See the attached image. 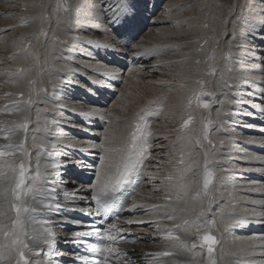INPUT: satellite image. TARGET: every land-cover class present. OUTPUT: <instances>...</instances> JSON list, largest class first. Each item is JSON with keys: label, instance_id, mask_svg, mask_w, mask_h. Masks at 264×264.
<instances>
[{"label": "bare ground", "instance_id": "bare-ground-1", "mask_svg": "<svg viewBox=\"0 0 264 264\" xmlns=\"http://www.w3.org/2000/svg\"><path fill=\"white\" fill-rule=\"evenodd\" d=\"M111 1H113L112 3L115 6L117 5V0ZM183 1L171 0L175 7H173L174 16H170L168 10L166 15H159L161 12L156 14L158 9L161 11V6L166 0H151L146 5L145 3L133 0L137 13L132 27H110L109 23L106 26L105 21L102 20L89 28L103 33V35L101 34L102 38L96 39L94 37L95 39L92 40L90 45L82 50L80 49L81 52L79 55L76 53L78 50L75 51V47L72 46L73 35H76L77 32L67 35L70 43L64 44L63 49L58 53L59 59L56 60L55 58V64L64 70L59 76L61 79L62 76L65 77L64 80L67 82L65 84L68 86L69 92H64V88L58 90H54L53 88L48 90L41 89L43 90L42 95L31 106L25 102L29 97L27 91L29 83L36 76L33 69L35 59L39 54H43L41 53L42 50L47 49V52H51L55 47L53 49L54 45L51 42L47 44L45 42L43 49L37 50L40 41L32 39L31 48L33 49L29 51L30 48L23 45L19 46L16 44L18 43L17 38H13L22 37L24 41L25 37L23 35L12 36V39H7L9 32L5 33L6 29L0 28V86L7 90V96L0 99V126L2 125L0 144L2 146L7 144L9 141H5L3 136L11 135V142L16 144L25 142L28 151L33 154L32 159L34 161L36 152V149L33 148L34 138L36 143L39 144L41 141L48 142L58 137L60 154L55 159L60 161L62 165L67 164V167H61L59 172L60 174L67 173L71 175L75 179L74 182L79 183L77 186L71 183L76 186L75 188H66L63 191H60L59 188V198L63 200L65 192L72 194L76 189H80L78 196H90V192L87 191V185L94 179L93 169L90 166L98 164L99 159L97 153L99 150L89 148V144L102 142L104 140V132L107 131L113 138L111 145L113 147L120 146L122 140L129 136L135 124L133 120L135 118L133 116L135 108L130 106L131 101L134 100L132 105H137L138 103L142 106L141 109H144L146 106H149V101H160L162 104L165 98V105L160 107L159 115H154L156 118L150 117V115L146 117L147 120L153 118L151 121L154 122L151 123L152 125L150 124L151 126L149 125L152 132V136L148 138L151 141L149 148L150 155L143 166L142 173L133 178V182L136 185L135 195L128 197L125 203V209L132 206L133 200L137 204L149 206L171 204L172 207L163 209L162 212L174 211L177 222L182 219H195L197 214L203 209L204 215L199 217L201 221L211 225V222L215 220V226H210L208 229L216 237L217 241L214 245L213 254L210 258L207 250L200 247L195 230L192 232L177 230V234L181 240L187 243L189 247H191L193 242L197 244V247L192 252H189L179 248L172 242L164 240L157 233L154 224H149L144 227H128L126 221L129 219L155 220L158 218L156 216L140 215L144 212L142 208L132 213L124 211L121 213L119 220L113 216L107 223L102 225V227L106 228L111 225L110 221L114 220L113 224L117 223L124 230L121 235L127 237L129 242L124 243L122 241L113 246L127 253V256L122 257V259L130 261V264H209L210 259L215 264H264V216L256 215V213L264 212V204L253 203L254 201H264V170H257L264 169V162L249 159L251 156L264 157V145L249 142L250 140H264V77L258 76L260 79L252 81V88L246 94H242V91L245 90L247 85L228 93L227 101L229 103L226 105L222 103L225 106L221 107L220 111L218 110L217 115H215V120L217 121L215 131L220 143H223L220 144L222 148L214 151L209 158L208 167L215 176L213 178V185H210V188H212V195L217 201L212 206L213 210L208 211L206 201L202 202L201 200L192 199L196 195L197 190L202 187L204 146L196 148L199 156L193 155V159L197 162V166L182 181L188 184V187L180 193H177L175 190H169L168 188L169 181L166 177L170 174H179L176 165L180 158L182 144L186 141L182 143L180 140H168V135H174L176 139L178 135L172 132L165 134L161 126L164 125L165 116L163 113L170 114L173 111L179 113L180 109L177 108V105L180 107L185 103L184 98H180L179 95L189 97V84L187 83L192 82L196 85V81L201 80L200 75L198 79L196 77L198 73H201L202 52L198 54L199 58H196L194 56L196 55L194 53H197L195 51V45H193V48L186 47L189 42H184L183 38L189 32L194 34L196 30L199 32L197 36L201 38L203 33L199 30V26L205 23H203V17L194 16L198 14L202 16L200 12L206 11V7L205 3L201 2V6L190 5L185 10L183 7L177 10L178 6L184 3ZM171 2H167L165 7H172ZM76 3L75 5L77 6L81 4L79 5L81 8L84 6V13H90L93 5L91 0H76ZM185 14H189V19L185 20L187 18ZM251 19L257 20L255 17ZM177 20L181 22L176 23ZM164 24L169 27L165 29L158 28ZM144 25L146 27L142 30ZM3 26H8L7 22L0 21V27ZM152 26L153 29H147V27ZM87 30L82 29L77 31L78 33L84 32L82 35L91 33L85 32ZM235 33L237 32L234 29H231L230 33L227 32V37H231L228 42L230 46L227 49L230 53H233L237 51L238 45L243 46L241 51L244 52V55L241 52L240 54L249 57V61H247L249 62V67L246 71V65L241 63V68L245 76H247V81L245 80L244 83L247 82L248 84L249 78H251L250 74L256 72L258 75L259 71L264 68V58L261 59L264 57L262 56L264 55V27L253 30V26L247 24L245 30L236 36L237 39H241V42H238L233 37ZM104 35L105 37H103ZM118 35L120 38L113 37ZM170 35H173L175 38L170 37ZM242 35H249L250 45L242 42L244 39ZM97 36L99 35L96 34ZM49 40L52 41V39ZM111 40H114L113 45H108ZM58 42V44L61 43L60 41ZM29 43L31 41L25 40L24 45H28ZM161 43L169 45L165 48L167 56L165 57V55L161 54L164 58L155 55L160 50L159 45ZM172 46H175V48L172 49ZM258 52L262 55H259ZM9 54L13 55L11 57L13 63L3 66V64L9 62ZM197 60L200 61L199 64L196 63ZM260 61L263 63H260ZM36 62L38 63V60ZM16 68L19 70L22 69L23 71H19L18 73L15 70ZM14 71L17 73L14 74ZM185 72L188 74H185ZM122 74L124 75L122 76ZM254 76L256 75H252L251 79H254ZM149 77L159 78L146 81V78ZM171 82H174V84ZM75 89H77V94L73 92ZM21 93H23V96L20 95ZM168 97H174L175 99H167ZM176 100L178 102L177 105ZM5 106H8L7 109H5ZM94 107L105 113L104 119H101L99 116L86 118L82 115L83 113L92 111ZM137 110H139L138 107ZM224 114L227 116H224ZM26 117H28L27 121H30L29 129L27 133H22L15 123L19 120L26 121ZM196 118H199V116ZM46 120H55L57 123L48 124L47 132L43 130L38 131V126L44 125ZM227 127L232 129L234 137H230V134H228L230 130H227ZM9 129L14 130L15 134L12 135L8 132ZM237 130L244 131V133H238ZM169 131L171 130L169 129ZM246 133H248L247 136ZM226 135H229V138ZM228 139L229 143H226ZM232 141L238 143L235 148L231 147ZM239 144L246 151V154L241 155V157L237 155L239 154L238 150H241ZM82 149L88 150L83 151ZM222 155H227L228 157ZM235 155L239 159L232 157ZM44 162L50 161L45 160ZM34 170L35 163L32 164L31 174H34ZM149 176H153L155 179L149 180ZM69 183L65 182V184ZM172 183H177V181L173 180ZM82 185L84 187H81ZM131 191L132 185H128L127 191L117 193V196L123 199ZM184 193H187V195ZM177 195H180L179 200L176 199ZM166 196H170L172 199L166 200ZM71 198V195H69V200ZM77 204L79 206H87L79 199L77 200ZM91 206L93 208V215H95L94 202H92ZM222 210L226 213L223 217L224 221L231 218L235 221H243V223H233L232 227L225 229L220 216ZM36 215L39 216V214ZM62 215L84 221L92 219V217L85 216L76 211L63 212ZM52 219L56 221L59 217L53 216ZM160 222L162 227L169 228L173 223L166 219H162ZM53 230L56 232L57 237L63 241V245H61L63 248L73 254L77 251L83 253L84 249L82 247L78 248L74 243H66L65 241L71 237L72 231L85 229H78L71 222L61 221L53 224ZM128 233L132 235L129 237ZM200 235H203V232ZM88 239L89 242H98L96 238ZM56 242L57 240L54 242V251L51 256L41 254L39 256H29V259L34 261L35 264H45V261H48L49 264H72L71 261L74 259L73 255L69 253L66 257H63L64 255L62 254L59 256L54 255V253L58 252L57 248L54 247ZM136 245L142 248L146 247V250L142 251V248L139 249ZM32 246L41 249L45 253L48 251L46 245L33 244ZM163 250H172L179 254L168 257H154L151 255ZM91 255L93 259H102L99 254ZM59 258H63V260H58ZM3 264H15V261L12 260L9 262L5 260ZM111 264H117V261L113 259Z\"/></svg>", "mask_w": 264, "mask_h": 264}, {"label": "snow or ice", "instance_id": "snow-or-ice-1", "mask_svg": "<svg viewBox=\"0 0 264 264\" xmlns=\"http://www.w3.org/2000/svg\"><path fill=\"white\" fill-rule=\"evenodd\" d=\"M181 7L183 6H178L177 10ZM109 11L111 12L109 17L110 27L131 28L134 24L137 11L133 0H117L115 9L110 8ZM196 63L199 64L200 61L197 60ZM208 74L211 75L212 73ZM196 83L201 87V92L195 94L196 103L202 109H209L210 104L200 99L201 96L205 95L203 91L205 82L200 80L196 81ZM225 86L230 87L227 83ZM20 95L23 96V93ZM25 103L31 106L33 101L29 98ZM188 103L191 105L192 100H189ZM153 104H159V101H149V106L141 109L140 113L137 114L136 123L133 125L132 131L127 138L122 140L120 146L113 147L111 145L113 138L107 131L104 132V140L102 142L89 144V148L99 150L97 153L98 164L90 166L93 169L94 176V179L87 185V191L90 192V196H78L80 189H76L72 194L65 192L63 200L59 198L58 189L62 180L59 169L61 167L66 168L67 164L62 165L60 161L55 159L60 154L58 137L48 142L41 141L39 144L36 143L34 138L33 148L36 149V152L35 160L33 161V154L28 151L25 142L16 144L11 142V135L3 136V139L9 142L0 147V264H3L5 260L9 262L14 260L15 264H35L34 261L29 259V256H39L41 254L51 256L54 251V242L57 239L53 224L61 221L71 222L78 229H85L72 231L71 237L65 241L66 243H74L78 248L82 247L84 249L83 253L77 251L73 254L72 264H77V262H82V264H111L113 259L117 261V264H130V261L122 259V257L127 256V253L113 246L122 241L124 243L129 242L127 237L121 235L124 230L117 224H111L106 228L102 227V225L107 223L113 216L119 220L121 213L124 211L132 213L141 208L144 209V212L140 215H150L158 218L155 220L129 219L126 221L128 227H144L154 224L157 233L164 240L172 242L179 248L189 252H192L197 247V244L193 242L191 247H189L187 243L181 240L177 230L185 232L195 230L200 247L204 248L206 246L207 253L211 258L217 241L208 229L210 226H215V220L211 222V225L201 221L199 217L204 215L203 209L197 214L195 219H182L179 222H177L174 211L162 212L163 209L172 207L171 204L149 206L137 204L133 200L132 206L125 209L128 197L135 195L136 185L133 182V178L142 173L143 166L150 155L151 141L148 138L152 136V132L146 117L149 115L158 116L160 112L159 108L151 107ZM7 107L5 106V109ZM82 115L86 118L95 116H99L101 119L105 118V113L95 107L92 111ZM25 120V123L19 124L17 127L27 133L29 124L27 123V118ZM192 120L193 117L189 115L183 120L181 128L187 129ZM52 123L57 122L55 120H46L44 125L38 126V131L47 132L48 124ZM210 125L211 120L202 125V137L203 140L208 141L211 145L212 141L209 139ZM8 132L12 135L15 134L12 129H9ZM249 142L264 145V140H250ZM197 147H202L200 137H196L194 141L192 137H188L187 141L182 144L180 158L176 165L179 174H170L166 177L169 181V190H175L180 193L188 187V184L182 181L197 166V162L193 159V151ZM82 150L87 151L88 149ZM210 154H213L211 149L204 152L202 187L192 197L193 200L206 201L208 211H212L213 204L217 203L212 195V188H210V185H213L214 178V173L208 167ZM249 159L264 162V157L262 156H251ZM45 160L50 162H44ZM33 163H35V170L34 174H31ZM153 179L155 177L149 176V180ZM173 180H176L177 183H172ZM128 185H132V191L128 192V196L123 199L118 197L117 193L127 191ZM81 187L84 186L82 185ZM184 194L187 195V193ZM69 195L72 197L71 200H69ZM78 199L82 200L87 206H79L77 204ZM165 199L171 200L172 198L166 196ZM176 199L179 200L180 195H177ZM92 202L95 205V215H93ZM253 203L264 204V201H254ZM67 211H76L92 217V219L84 221L63 216L62 213ZM36 214H39V216ZM225 214L224 210L220 213L225 229L232 227L233 223H243V221H235L231 218L224 221L223 217ZM256 215L264 216V212L256 213ZM53 216H57L59 219L54 221L52 219ZM162 219L172 221V226L170 228L162 227L160 222ZM201 232H203V235H200ZM131 235V233H128L129 237ZM88 238H96L98 242H89ZM33 244L46 245L48 251L46 253L42 252L41 249L33 247ZM91 254H99L102 259H93ZM176 254L179 253L172 250H163L151 255L154 257H168ZM45 264H49V262L45 261ZM209 264H215V262L210 259Z\"/></svg>", "mask_w": 264, "mask_h": 264}, {"label": "rangeland", "instance_id": "rangeland-1", "mask_svg": "<svg viewBox=\"0 0 264 264\" xmlns=\"http://www.w3.org/2000/svg\"><path fill=\"white\" fill-rule=\"evenodd\" d=\"M24 1H25V3H24ZM91 1L93 4L92 8L90 9V13L86 14V13H84V10H83L84 6L83 5H82L83 6L82 8H81V6H79L81 4H78V6L75 5V4H77L76 0H23V1L22 0H7V1L6 0H0V21L7 22V24H8V26H3L0 28H5L7 30L5 33L9 32V37H7V39H12L11 38L12 36L23 35L25 37L24 41H23L22 37H13V38H17L18 43H16V44H18L19 46L23 45V46H26L27 48H30L29 51H32V49H33V48H31V45L33 42L32 39H36V41H38V40L40 41L39 48H37V50L43 49L45 42H46L45 44H47L48 42H51V44L54 45L53 49H54V47L56 49V50L54 49L51 52H47V49L42 50L41 53H43V54H41V55L39 54L38 57H36V59H35V66L33 67V69L35 71L36 76H34V80L29 83L28 90H27L28 94H29L28 100H29V98H31V100L33 101V104H35L37 99L42 95L44 89L48 90L50 88H53L54 90H58V89L64 88V92H69L68 86L65 84V83H67L64 80L65 77L62 76V79H61L59 76V75H61V72L64 70L61 67H58L57 64H55V62H56L55 58H56V60L59 59L58 53L63 49L64 44L70 43V39L67 35L72 34L74 32H77L76 35H73L74 39L72 40L73 41L72 46L75 47V51L78 50L76 52L77 55L80 54V52H81L80 49L82 50L86 46L90 45L92 40H94L95 38L96 39L102 38L103 33H101L98 30L89 29V28L96 25L97 23L101 22L102 20L105 21V25L107 26V23H109L108 18L111 16V12L109 11V9L110 8L115 9V7L117 5L115 6V4L112 3L113 1H111V0H91ZM135 1L140 2V3H145V5H146L147 2H150L151 0H140V1L135 0ZM26 2H27V4H26ZM167 2H171V0H166V2L161 6V11H159V9H158L156 14L161 12L159 15H166V12L168 10L170 12V16H174L173 7H175V6H173V4L171 2L172 7H165V4ZM183 2L184 3H182L181 6H183L184 10H185V8L190 7V5L201 6L202 5L201 2L205 3V7H206L205 10L206 11L200 12V14H202V16L199 14L194 16V17H198V16L203 17V23H205V24H202V26H199V30L203 33L201 35L202 39L197 36L199 34V32L196 30V31H194V34H192L191 32L186 34L183 38V41L189 42L186 46L188 48H193V45H195V48H196L195 51L197 53H194V54H196L194 56L196 58L199 56L198 54H200L202 52V54H201L202 55V57H201L202 63L200 66L201 73H198L196 79H198V76L200 75L199 77L201 78V80H203L205 82L204 88H203L205 95L201 96L200 99L204 102H208L210 104V108L209 109H202V108L198 107V105L196 103L195 94L201 92V87L198 83L196 85H194L192 82H190V83L188 82L187 84H189V87H188L189 97H187L185 95H179L180 98H184V100H185V103L180 107H178V105H177L178 102L176 100V105H177V108L180 109V112L177 113L176 111H173L170 114L164 112L163 113V115L165 116L164 125H161V126L164 129L165 134L172 132L173 134L176 133L175 135H178L177 139L174 135H168L167 138L169 141L170 140H180L183 143V141H187L186 138H188V137H192L193 141L197 136L200 137L201 144H202V146H204V150H203V155H204V152L208 151L209 149H211L212 153H214V151H218V148H220V149L222 148L220 146L221 143L219 141L218 135L215 131V126L217 125V121L215 120V115H217V111L218 110L220 111L221 107H224L226 104L229 103V101H227L228 100L227 95H229L228 93H230L231 91H234V90H238L239 88L245 87L247 85L246 86L247 88L245 87V90L242 91V94H246V93L250 92V89L252 88V85H253L252 81H255V79H260V78H258V76L264 77V68H262L261 71H259L258 75L256 72L251 73L252 75H256V76H254L255 77L254 79H251L252 75L250 74L251 78H249L250 80H249L248 84H247V82L244 83L245 80L247 81V78H246L247 76H245V73L242 71L241 65L242 64L246 65V71H247V69L249 67V62H247V61H249V59H248L249 57L242 56V55H244V52L241 51V48L243 47L242 45H240L241 47L239 45L237 47V51H239V52L234 51L233 53H230L227 49V47L230 46V44H228V42H229V39L231 38L230 36L227 37V32L230 33L231 29H234L237 32L233 35V37L236 38V40L238 42H241V39L240 38L237 39L236 36H237V34H240L242 31L245 30V27L247 26V24L253 26V30L264 27V0H210V1L209 0H207V1L206 0H203V1L202 0H184ZM4 4L5 5L8 4V5L5 6ZM112 5H114V6H112ZM69 7H71V8H69ZM166 8H168V9H166ZM29 11H31V12H29ZM78 12H81V13H78ZM41 13H42V16H41ZM106 13L109 15H107ZM185 15L187 16V18H185V20L189 19V14H185ZM254 17L257 20L251 19ZM4 20H6V21H4ZM170 21H172V20H170ZM180 22H181L180 20L176 21V23H180ZM207 23H209V24H207ZM145 27H146V25H144L142 27V30H144ZM167 27H169V26L164 24L162 26H159L158 28L165 29ZM20 29H25V30L21 31ZM82 29H88L85 32H91V33L85 34L86 37H84L85 35H82L84 32L78 33V31H80ZM147 29H153V26L147 27ZM237 30H239V31H237ZM51 33H53V34H51ZM92 33H94V34H92ZM96 34L99 35V36H97L98 38L96 37ZM90 36L91 37L93 36V37L91 38ZM75 37H77V38H75ZM103 37H105V35ZM113 37H115V38L119 37L120 38L119 35L113 36ZM170 37L175 38L173 35H170ZM242 38H244L242 40L243 43H246V44L248 43L250 45L251 42L249 41V35H242ZM49 39H52V41H50ZM25 40L31 41V43H29L28 45H24ZM87 40H89L90 42ZM58 41H60L61 43L58 44L59 43ZM75 43H77V44H75ZM112 43H114V40H111L108 43V45H113ZM255 43H256V41H255ZM256 44H258V43H256ZM159 46H160V50H158V53L155 55L161 56V54H162V55H165V57H166L167 52H165V50H166L165 48H167L169 45L161 43ZM174 48H175V46H172V49H174ZM240 52L242 55L240 54ZM259 55H262V54L259 53ZM12 56H13L12 54H9V59H10L9 62H6L5 64H3V66L11 65V63H13L12 59H11ZM262 56H264V55H262ZM161 57L164 58V56H161ZM210 57H211V59H210ZM263 58L264 57H262L261 59H263ZM52 59H54V60H52ZM37 60H38V63L36 62ZM257 60H259V59H257ZM233 61H234V64H233ZM260 63H263V62L260 61ZM15 70L18 71L19 69L16 68ZM16 71H14L15 72L14 74L17 73ZM210 72L212 73L211 75L208 74ZM18 73H19V71H18ZM185 74H188V73L185 72ZM123 75L124 74H122V76ZM155 78H159V77H154V78L149 77V78H146V81H149L150 79H155ZM236 78H238V79H236ZM51 80H52V82H51ZM230 80H232V81H230ZM235 80H237V81H235ZM240 80L241 81L243 80V82H241ZM58 81H60L61 83ZM197 81H200V80H197ZM50 83H51V85H50ZM171 83L174 84V82H171ZM226 83H227V85H230L231 87L228 88L227 86H225ZM238 84L240 85V87ZM192 85H194V86H192ZM223 85H224V87H223ZM37 86H38V88H37ZM226 88H227V90H226ZM41 89H43V90H41ZM73 92L77 94V89L73 90ZM6 96H7V90L5 88H3L2 86H0V99L4 98ZM220 97H222V98H220ZM169 98L175 99L174 97H168L167 99H169ZM189 100H192L191 105H189V103H188ZM133 101L134 100L131 101L130 106H133V108H135L134 115H133V116H135V118L133 120L136 123L137 113L139 110H141L142 106L138 103H137V105H132ZM165 101H166V99L164 98V101L162 104L159 101V104H155L153 106V108H159L160 109L161 106L165 105ZM222 103L225 105H222ZM192 105H193V107H192ZM137 107L139 110H137ZM191 108H192V112H191ZM195 109H196V111H195ZM226 114H228V113H226ZM226 114H224V116H227ZM189 115H191L193 117V120H194V121L192 120V123H191L192 125L190 124L187 129H181V125L183 123V120L185 118H187ZM198 116H199V118H196ZM26 118L28 119V117H26ZM209 120H211V125L209 127V139L212 141L211 145L208 143V141L203 140V137H202V125L204 123H207ZM148 121L150 122L149 125L151 123H153L150 120H148ZM25 122L26 121H24V120H19L15 123V125L17 126V125L25 123ZM27 123L29 124L30 121L29 122L27 121ZM178 126H179V128H177ZM1 128H2V125L0 126V137L2 134ZM169 129L171 131H169ZM20 130L22 133L25 132L23 129H20ZM185 130H186V132H185ZM189 130H191V131H189ZM227 130H230L228 133V134H230V137H232V136L234 137V134H232V129L227 127ZM242 130H244V129H242ZM167 131H169V132H167ZM180 131H181V133H180ZM191 132H193L194 134ZM237 132L238 133H240V132L244 133V131H241V130H237ZM247 134L248 133H246V136H247ZM239 135H242V134H239ZM226 136L229 138V135H226ZM180 138H183V139H180ZM227 142L229 143V139L226 141V143ZM231 144L233 145V146L231 145L232 148H235L236 145H238V143L235 141H232ZM0 147H2V144H0ZM242 150L245 151L244 149H241V150H238V153H241ZM241 154H243V153H241ZM193 155L199 156V152L195 149L193 151ZM211 155L212 154L209 155V158ZM237 155L239 156V154H237ZM222 156H227V155H222ZM232 157L239 159V157H241V156L237 157L235 155ZM202 163H204V157H203ZM61 176H62V180H61L60 185H59L60 191L61 190L63 191L66 188H71V187L75 188L77 185H79V183L74 182L75 179L73 177H71V175L64 173V174H61ZM65 182H70V183L65 184ZM71 183H74L76 186L71 184ZM65 185H66V187H65ZM71 190H73V189H71ZM113 221L114 220L110 221L111 224H113ZM115 224H117V223H115ZM56 240H57V242H56L54 247L57 248L58 252L54 253L55 256H57V255L59 256L62 254V255H64L63 257H66L68 253L73 255V253H70L69 251H67L65 248H63L61 246V245H63V241L60 238L57 237ZM138 246L139 245H136L137 248H139V249L142 248L141 246L140 247H138ZM203 249H206V246ZM141 250L145 251L146 247L142 248ZM204 252H205V250H204ZM58 260H63V258H59ZM77 264H82V263L77 262Z\"/></svg>", "mask_w": 264, "mask_h": 264}]
</instances>
